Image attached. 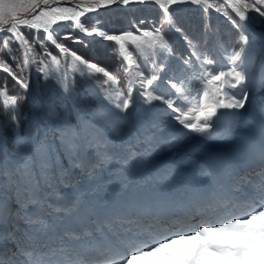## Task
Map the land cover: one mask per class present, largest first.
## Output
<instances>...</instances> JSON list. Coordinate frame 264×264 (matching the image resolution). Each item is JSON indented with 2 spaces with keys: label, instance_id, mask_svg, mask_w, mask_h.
<instances>
[{
  "label": "snow or ice",
  "instance_id": "1",
  "mask_svg": "<svg viewBox=\"0 0 264 264\" xmlns=\"http://www.w3.org/2000/svg\"><path fill=\"white\" fill-rule=\"evenodd\" d=\"M119 2L123 5H128L130 0H119ZM136 2L143 4L146 0H136ZM154 2L162 9V25L167 23L170 27H175L172 15L169 12V6L182 2V0H154ZM191 2L193 4L204 2L207 5L205 11L213 7L212 4L207 3V0H191ZM52 3L53 0H0V32L12 33L8 40H4L3 46L8 47L9 41L13 38L20 42V47L25 49L23 67H28L29 65L28 53L32 51V48L28 46L27 39L18 30L20 26L37 30L43 28L45 33H47L46 40L51 41L61 52L68 51L54 38L55 33L60 29H52L51 25L55 24L57 19H73L74 16H81L84 13L74 12L72 7L52 6ZM113 3H117V0H92V3L85 6V11L90 12L98 5ZM224 8H231L240 20L246 19L248 10H252L258 13L260 17H264V0H223L221 7L215 10L221 12ZM222 14L232 20L234 26L239 28V25L236 24V21L227 11H223ZM40 21L42 23H37ZM75 26L81 32H86L88 36H92L95 33L97 36L102 37L103 40L114 41L129 61L133 59L134 53L126 47L125 42L130 43L136 52L140 51L141 36L134 34L132 31H126L122 34H107L106 31L98 30L96 26H92L89 30L82 26L79 20L76 21ZM176 31H180V29L176 28ZM136 32L139 33L140 29L137 28ZM142 36L151 38L148 44L150 48L155 49L158 47L163 52L172 54V49L166 37L162 34L161 28H156L154 33L145 31ZM65 39H72V37H65ZM240 39L243 44H247L248 37L243 32H241ZM189 45L192 48L191 56H194L200 64V68L195 73V79L198 84L204 85L203 95L205 97L209 95V86L219 93L225 87L236 89L238 86L245 84L246 72L242 62V54L245 49L243 47L239 51H232L228 57L229 64L225 65L227 70H225V68H217L214 59L202 56L191 41H189ZM72 58L74 62L78 61L79 65L84 66L83 68L77 66L75 69L81 76L90 77L93 74L102 73L107 78L105 83L112 81L116 84V96L115 99H110V102L114 103L115 107L122 112H126L129 109L130 104L133 103L131 82L127 93H124L118 87L119 81L104 67L97 65L95 62L86 61L74 53H72ZM53 60L55 61L56 57H53ZM184 63L190 67H195L191 58L185 60ZM23 67L19 68L21 72ZM0 68L12 75L13 79L23 89H28L29 84L17 76L16 72L7 63L0 62ZM130 70L131 65L126 71ZM138 75L142 77V88L138 95L143 96L146 103L159 100L166 104L168 109H171L173 113H177L175 119L183 124L185 128H191L200 133H208L213 127L210 121L216 115L215 105L210 108H205L201 105L197 110L196 106L192 105L189 100L188 105L182 107L175 104L172 99L166 98L157 92L156 88L158 85L153 87L154 81L158 79L155 74L151 78L144 77L142 72H139ZM169 83L175 89L177 97L185 96L182 83L171 80ZM62 87L65 92L69 90L67 82L63 83ZM224 94L227 95V93ZM232 95L235 96V93ZM248 96V89L241 88V94L238 99L229 97L230 103L220 104L219 106L236 109L243 108L248 101ZM0 97L4 100L6 111L17 105L18 98L9 96L6 88L0 90ZM185 99H187V96H185ZM194 111H196L195 117L191 115ZM193 118L196 121L195 123H186V121H190ZM255 175L259 178L257 181H247L252 187V196L243 205L246 210L240 214H236L238 205L233 201L217 205L209 204L206 208L200 209L198 214L222 212L224 218L216 221L204 220L196 226L197 230L176 232L169 237L157 238L150 242L130 238L122 246L108 245L102 248L98 257L92 259L80 258L75 261L69 260L67 264H264V148L261 149L260 171L255 173ZM26 222L34 224L38 221L28 220ZM75 238L79 239V237ZM20 255L25 257L21 264H33L31 252L21 249ZM0 264H4L2 256H0ZM37 264H61V262H54L51 259L41 257Z\"/></svg>",
  "mask_w": 264,
  "mask_h": 264
},
{
  "label": "rangeland",
  "instance_id": "2",
  "mask_svg": "<svg viewBox=\"0 0 264 264\" xmlns=\"http://www.w3.org/2000/svg\"><path fill=\"white\" fill-rule=\"evenodd\" d=\"M222 2H223V0H207L208 4L213 5V7H210V8L214 11V13L216 15H218L219 21H220L222 28H223V32L220 33L219 39L216 40L215 45L209 44L207 42L204 23H203L206 18H204L203 16L198 15V14H195L194 22L196 25L191 27V34L186 32L184 29H180V31L175 32L172 28H170V31L172 33H174V35L176 37L173 40V42L168 41V39L166 38L171 49H172V54H168L167 52H163L158 47L153 49V48H150L148 46L151 38L143 37L142 33L145 31L154 33L155 29L148 27L147 29L140 30L139 33L133 32L134 34L141 36L140 51L136 52V50L133 49V47L130 43H128V42H125V43H126V47H128L130 51H133V53H137L135 62L137 64H139L140 72H142L143 74H148V73L150 74V73L154 72L153 71L154 70L153 69V62H152V58H151V56L153 54L157 57V61L159 62V68H161V69L166 68L172 64H181L184 66H189V65L184 63L185 60L191 58L188 55V53L192 52V48L189 45V41H191L192 44L196 46V49L198 50V52L202 56L210 57V58L214 59L217 63L216 64L217 68H225V65L229 64L228 57L231 55V53L233 51V46L231 44H229L226 40L228 37L226 35V33L229 31V28L230 27L235 28L237 31V34L239 36H241V32H243L244 34H248V32L246 30L247 27L246 26L244 27L242 25L243 23L241 22L240 18L235 13H234L235 16L239 20V22H236V24L239 25V28L234 26L232 20H230L229 23L226 21V16L224 14H222V12L227 10L228 8L222 9L221 12H218L215 10L216 8L221 7ZM90 3H92V0H53L52 6L58 5L61 7H72L74 12H83L84 14L81 16H74L73 19H68V20L57 19L56 23L51 25L52 29H60L59 31H57L55 33V37L57 38L58 41L61 42V44H65V48L68 50L67 52H61L60 49L56 48V50H58V51H55L56 54L52 53V52L45 51L43 54L36 55V53H39L41 50H44L42 43L39 42V46H36L35 50L32 49L33 53L32 52L28 53V58H29L28 67H23V61L25 58V54H23V60L21 61V63L19 65L14 64V67L12 68V70L16 72L17 76L21 77L24 81H26L29 84V87L27 90L23 89L20 86V84H18L16 82V80L14 79L15 85H12V89L10 90L9 88H6L9 96H15L18 98L17 105L14 108H9L7 110V112L11 111V110H15L19 113V111L21 110L22 104H23L22 100L24 98V95H27L28 90L30 91L31 95H33V97H35V91L34 90L37 87L39 88L41 86H42V89L44 88L45 93H52L53 95L56 93V94L62 95V94H64L63 93L64 89L62 87V84L68 81L67 83L69 85V83L72 80H74V81H85V82L89 83L88 86H90L98 94L101 102H104V100L106 102H108L107 101L108 98H110L112 96L113 97L116 96V88L111 87L112 91H109L107 89L102 88L104 82L107 80V78L104 77L102 73H96L90 77H87V76H81L80 73L75 70L77 66H79L80 68H83L84 66L79 65L78 61H76V62L73 61L72 53L79 55L81 57H82V55L80 53L75 52L73 50V48H71V47L73 46V43L79 42L76 38H74V35H78V36L81 35L82 37H87L89 39H93L96 37L101 38V42H103L108 47V49H110V51H111V49L115 50L117 45L115 44L114 41L103 40L102 37L97 36L95 33H93L92 36H88L86 32H81L75 26L76 21L79 20L82 23V26H85L89 30L91 29L92 26H96L98 28V30L106 31L107 34H109L110 27L112 25L116 24L117 25L115 27L116 32H118L119 34H122L126 31H130L128 29V27H130V26H128V27L125 26L124 25L125 23H127V24L131 23L132 25H134L136 23L138 16H141V10H140L141 6L144 7V9H145L144 11L146 13L148 12L149 7H154V9H156L157 12L160 11L161 13H162V9L157 4H155L154 0H146V2L143 4L137 3L136 0H130V3L128 5H123L122 3L119 2V0H117V3L98 5V6L94 7V9L90 12L85 11V6L89 5ZM77 5H79V7H77ZM175 7L176 8H183V9H191L194 7H200L203 10V8H206L207 5L204 2H202L200 4H193L191 2V0H182V2H177L176 4L170 5L169 9L175 8ZM130 9H134L135 14L134 15L130 14L128 16V14H125V12L129 11ZM120 14H122L121 17L119 16ZM27 15L30 16L31 14H27ZM54 15H60V14H54ZM246 16L248 17V21L247 20H243V21L248 26H250L251 21L253 20V17H254L260 24L259 28L264 29V23H262V21H264V17H260L258 13L254 12L252 10H248L246 12ZM37 23H42V21L37 22ZM159 28H161V27H159ZM254 28L258 32H261L264 34V31L262 29H259L256 27H254ZM18 30L24 35V37H25V39H27V41L29 38L32 37L33 38L32 41L34 44L37 43L39 38H40L38 36L39 32H41L44 35L42 40L45 43H47V41H48V40H46L47 33H45L43 28H40L39 30H37V29H33V28H28L26 26H20V28ZM62 30H66L70 34L72 32H74L75 34H71L68 36L63 35L65 33H61ZM63 32H65V31H63ZM11 36H12V33H10V32H0V37H2V39H0V42H1L0 51H2V49H4V48L5 49L9 48V51L13 52L14 51L13 49L19 48L25 52V49H22L20 47V42L16 41L15 38H13L12 40L9 41L8 47L3 46L4 40H8L9 37H11ZM65 37H72V39H65ZM48 42H51V41H48ZM69 44L71 47L68 46ZM255 48H256L255 42H251L248 40L247 44H245V46H244L245 51L242 54L243 68H244V71L246 72V81L248 83L245 86V88L248 89L249 94H253L255 92L264 90V86L260 87V84L255 80L256 77L258 76L255 72L257 68L254 71V67L252 66V63L254 62V60H256ZM186 50L188 52H186ZM211 50H214L213 55L208 54V52ZM33 56H37L39 58V64L37 67L34 65V63L32 61ZM138 56H140V60H138ZM18 57H22V53H21V55L19 54ZM53 57H56L55 61L53 60ZM195 60H196V58H195ZM0 62L4 63V60L1 57H0ZM32 66H33V68H32ZM255 66H256V63H255ZM21 67H23V70H26V71L21 72L19 70V68H21ZM131 68H133V66H131ZM33 69H34V71H33ZM225 70H227V69L225 68ZM2 72L4 74H7V76H6L7 81L12 78V75H10L8 72H5V71H2ZM46 76L48 77L47 79H46ZM37 80H39V82ZM110 82L113 83L112 81H108L107 84H109ZM263 82H264V78L262 79V81L260 83H263ZM2 89H4V85H0V90H2ZM216 93L217 92L214 89V95H216ZM40 99L43 101V105H44L43 107H41V112H42L43 117H45L46 119H50V120L53 119V121L56 120V121H58L59 125L62 124V126H64L65 121L63 122L64 123L63 124L58 119L59 117H64V114L55 112L56 106L54 104V101H56V98L51 99L53 107L48 106L42 98H40ZM1 100L3 102V109H4V111H6L4 108V100L2 97H1ZM190 101L193 103V100H190ZM192 105L196 106V108L198 110L199 107L201 105H203V103H202L201 99H199L195 103H193ZM204 107L207 108V105H205ZM242 109L243 108H240V110H242ZM50 113L53 114L54 118L52 116H51V118L48 117V115H50ZM38 114L40 115L39 111H38ZM191 115L193 117H195L196 111H194ZM116 116H117V114H116ZM58 124H57V126L59 129L60 127ZM3 130L6 133L5 128L3 126V123L1 122L0 123V131L2 132V135H3L2 136L4 139L3 141L6 142L8 149L11 148L10 153H15V156H17V158L19 160L22 159L21 158L22 153H24L25 148L27 146V138L19 137V135L15 132L13 133V136L10 135V137L8 138V136L6 134H4ZM44 130L46 132L45 128H44ZM56 132H57V130H56ZM62 135H63L62 132H59V134L57 133L56 140L54 139L55 137H51V143H54L55 141H57V143H59V138H61ZM35 146H37L38 149L40 146H45L42 143L40 137L38 138L37 142L35 140ZM36 157L37 156L35 155V158ZM8 164L11 165L12 164L11 161H9Z\"/></svg>",
  "mask_w": 264,
  "mask_h": 264
},
{
  "label": "trees",
  "instance_id": "3",
  "mask_svg": "<svg viewBox=\"0 0 264 264\" xmlns=\"http://www.w3.org/2000/svg\"><path fill=\"white\" fill-rule=\"evenodd\" d=\"M141 10V16H138L136 23L134 25H132L131 23L127 24L125 23V26H130L128 27V29L132 32H136V29L139 28L140 30L142 29H147L149 28H159L161 27V31L162 33L166 36V38H171V34L169 33V28L170 26L167 23H164L162 25V13L159 11L157 12L156 9H154V7H149L148 8V12L146 13L144 10V7L140 8ZM169 12L172 15V18L174 20L175 23V27H171L175 32L176 28L182 29L186 22L183 19L182 15H183V9L182 8H170ZM125 14H128V16L134 15L135 14V10L134 9H130L129 11H126ZM107 15V14H106ZM122 14H120L119 16L121 17ZM108 16V15H107ZM123 24V23H122ZM258 24V21H257ZM117 25L114 24L110 27L109 30V34H119L118 32H116L115 27ZM65 31V32H63ZM61 33H65L63 35H71V34H75L74 32H72L71 34L66 31V30H62ZM38 36L40 37L37 43H33V38H29L28 39V46H30L33 50H35L36 46H39V42L42 43V46L44 47V50H41L39 53H36V55L39 54H43L45 51L48 52H52L55 53L56 47L52 42H48L45 43L42 38L44 37V35L39 32ZM73 36V35H72ZM56 39V41L58 43L61 44L60 41L57 40L56 37H54ZM74 38H76L79 42L77 43H73V46L71 47L70 44L68 46H70L71 48H73V50L77 53H80L83 57V59H85L86 61L89 62H95L97 65L104 67L109 73H113L115 70H117V68L119 67L120 64H122V59L120 56V52L118 51V48L116 47L115 50L108 49V47L101 41L93 38V39H89L87 37H82L81 35H74ZM76 40V41H77ZM65 47V44H62ZM0 48H1V42H0ZM76 49V50H75ZM14 51L11 52L9 51V48H4L2 49V51H0V57L4 60V63H9L8 66H10V68L12 69L14 67V64L19 65L21 63V61L23 60V54L24 51H22L21 49L17 48V49H13ZM33 50L31 51L33 53ZM22 53V57H18V55H21ZM34 65L37 67L39 64V58L37 56H33L32 59ZM33 68V66H32ZM3 69L0 68V85H4V88H9L10 90L12 89V85H15V80L13 79V77L7 81V74H4ZM26 71V70H23ZM34 71V69H33ZM39 82V80H37ZM37 82V83H38ZM71 88L72 91L76 97V99L80 102V104L84 105V107L88 110V111H93L96 112L97 111V102L95 100V97H93L90 92H89V88L87 87V83L85 81H71ZM39 84V83H38ZM108 84L104 82L102 88L107 89ZM88 88V89H87ZM37 93L39 94V96L42 98H44L45 100H48L50 104H52V98H55L54 96L50 95L49 93H45L44 88L42 89L41 87H37L36 88ZM12 92V91H11ZM15 93V92H14ZM22 107L21 110L19 111V113L15 110H11V111H4L3 109V102L1 100L0 97V123L4 122V121H10V122H15L17 124H19L22 127H24L25 125V118L27 115H29V105H28V92L27 95H24V98L22 100ZM55 106L56 105H60L61 110L63 111V113L65 114L66 117H70L71 116V111H70V106L69 103L66 99V97L64 95L57 97L56 101H54ZM4 132V130H3ZM24 133V131H23ZM4 134H6L8 136V138L10 137V134L8 132H4Z\"/></svg>",
  "mask_w": 264,
  "mask_h": 264
},
{
  "label": "bare ground",
  "instance_id": "4",
  "mask_svg": "<svg viewBox=\"0 0 264 264\" xmlns=\"http://www.w3.org/2000/svg\"><path fill=\"white\" fill-rule=\"evenodd\" d=\"M245 20H247L248 21V17L246 16V19ZM251 25V24H250ZM254 30H255V32L259 35V37L264 41V34L263 33H261V32H258L255 28H254ZM35 81V80H34ZM55 112H56V110H55ZM69 117V116H68ZM59 119V118H58ZM60 120V119H59ZM57 123H58V121H57ZM245 162V161H244Z\"/></svg>",
  "mask_w": 264,
  "mask_h": 264
}]
</instances>
